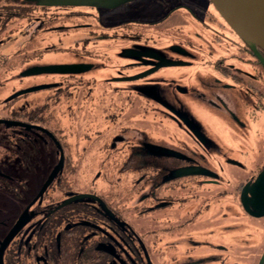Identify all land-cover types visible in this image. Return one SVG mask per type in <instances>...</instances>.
Returning a JSON list of instances; mask_svg holds the SVG:
<instances>
[{
    "label": "flooded vegetation",
    "instance_id": "1",
    "mask_svg": "<svg viewBox=\"0 0 264 264\" xmlns=\"http://www.w3.org/2000/svg\"><path fill=\"white\" fill-rule=\"evenodd\" d=\"M0 61H26L12 78L20 83L13 93L27 96L23 106L33 109L52 93L62 98L59 117L48 118L58 128L12 119L25 130L15 134L14 155L30 154L25 143L36 145L47 164L38 165L42 183L15 214L8 232L18 222L20 228L0 264H194L200 242L198 264H242L243 247L261 245L260 263L264 241L228 244L227 204L215 218L209 212L210 196H232L235 226L243 213L252 227L264 222L256 215L264 212V63L211 0H0ZM196 62L213 68L203 73ZM61 64L69 68L55 66ZM39 93L46 95L34 100ZM194 102L213 114V124L194 113ZM145 121L186 138L153 139ZM87 149L95 160L82 182ZM51 156L58 157L52 164ZM114 156L127 158L118 165ZM196 166L203 172L189 171ZM32 168L13 167L16 174ZM131 171L137 179L123 182ZM100 173L105 193L96 188ZM114 173L117 182L109 178ZM196 187L206 193L202 218ZM204 226L208 234L195 244Z\"/></svg>",
    "mask_w": 264,
    "mask_h": 264
},
{
    "label": "rangeland",
    "instance_id": "2",
    "mask_svg": "<svg viewBox=\"0 0 264 264\" xmlns=\"http://www.w3.org/2000/svg\"><path fill=\"white\" fill-rule=\"evenodd\" d=\"M55 36V35H54ZM61 47V46H59ZM198 53H200V51L198 50ZM210 55L206 56V61L211 60ZM26 63V61H0V115L3 114L5 112L4 109H2L3 107V101L5 100L6 97H8L10 94H13V90L16 89L20 83L17 82V80H12L13 78V74L16 73V71L24 64ZM25 65V64H24ZM196 68H200V71H202L203 73H205V71H209L210 69L213 68V66H206L203 67L201 62H196L195 63ZM243 67H248L246 64H242ZM23 67V66H22ZM185 70V69H184ZM186 72V71H185ZM8 76V77H7ZM185 81H187L186 78H184ZM44 93H39V94H35L32 95L33 99L36 100H41L44 97ZM32 96H29V99H32ZM27 97V96H25ZM25 97H23L21 100L18 101V103L20 104L21 102H24L27 99H24ZM4 99V100H3ZM206 106L200 104V103H193L191 108H193L192 110L194 111V113H196L197 116H199V118L202 120V122L204 124H213L214 120H213V114L207 110L205 108ZM166 124H169V126L173 125V123H171V121H167L165 122ZM131 124H135V125H139L137 124L136 121H132ZM143 125L146 124V131L147 133L153 138V139H159V138H163V139H172L174 142L177 141H183L186 137H184L183 133H181L179 130L176 132L174 129L171 130H164V128H160L156 125L154 126H149V121H145V123H142ZM106 125L105 122H102L99 124V126L101 128H104ZM24 129L20 128L19 126H16L14 124L11 123H6L4 125H0V172H4L3 175L8 179L5 180L4 178H2L0 176V238L5 236L6 233L8 232L9 228L11 227V224L14 221V217L15 214H17L18 210H20L24 204H25V200H23L24 198L31 197V194L35 191H37L38 187L41 185L42 182H39L38 178L39 175L40 176H44L45 172L42 171H38L34 174H30L28 177V180L26 182V184L22 183V180L20 178H22V176H18V174L15 173L14 169H12V165H8L9 161H10V157L12 158H16L17 155H14V152L16 149L15 148V143H13L15 140V134L20 132L22 134H24ZM167 131L169 133H167ZM167 133V134H163V133ZM4 137H7L8 140H10L12 143H7V142H3L2 139ZM59 137V136H58ZM44 139H46L48 142V138L44 137ZM12 147L14 149H12ZM93 148V147H92ZM91 148V149H92ZM91 149H87L90 152H86L85 155L82 156L81 158V172H79V177L78 179H80L82 182H84V180H87V177L90 178L91 173L87 172V168H90L91 165L94 164V160H95V155H93V151H91ZM13 153V154H12ZM55 156V155H54ZM56 158L58 157H50V163L52 164L53 162H55ZM71 160H74V156L70 157ZM127 158V156H114L112 159L114 160V164H118L121 165L124 160ZM47 160V158H46ZM45 158L43 157V155L41 156V161L42 164L41 165H45L46 163ZM2 164L4 166H2ZM7 164V165H5ZM7 174H11L14 176L13 178H10L9 175ZM139 176V173L131 171V174H129L128 177H125V175H122L123 178V182H127L129 180H136L137 177ZM113 178L114 181H118L119 177H118V173H114L113 175H109V178ZM77 179V180H78ZM43 181V180H42ZM76 181V180H75ZM96 188L98 189V192H103L105 193L107 190V184L106 182H104V179L102 177V173L99 174V176L96 179ZM16 182H18L16 184ZM84 184V183H83ZM124 185V184H123ZM122 184H120V191L124 192L123 186ZM81 185L77 184V186L74 188L76 189L77 187H79ZM229 188L231 187L230 185L228 186ZM218 189H213L211 190V193L216 192ZM138 191V190H137ZM195 191L198 192V194H196L195 199H197L196 201H194V207L195 208H200V215L202 218L203 212H204V204L207 201L206 199V193H204L203 189L201 187H196ZM56 193L59 194V190H56ZM124 196V194H122ZM121 195V196H122ZM140 195V194H139ZM138 194H135L131 197V201L130 202H135L137 198H139ZM21 199H20V197ZM209 198H211L210 201V216L211 218H215V216L217 214H219L220 212H222L224 210L223 205H226V211L228 212V219H227V231L226 234L228 236V240L229 243L231 244L230 241H233L234 238H237L238 240L241 239L243 243H248L247 245H249L251 242L257 244H261V242H263V238H264V222H262V229L260 228H256V227H252L250 226V221L249 218H247L245 216V214H241L242 215V220L241 222L237 223V225L235 226L234 222H235V218L232 217V215L236 214L239 212V207L236 204V201L232 199V196H227L225 199L223 200H219V198L216 195H212ZM26 199V200H27ZM134 204V203H131ZM263 220V219H260ZM155 221L152 219L151 221H148L149 226L150 223H154ZM207 226L204 227H199L198 230H200L198 233L195 234V244L197 243L196 240H204L203 234H208L207 231ZM236 237H235V235ZM172 239H179L180 237H176L175 234L170 236ZM216 241L219 242L218 237H213ZM177 241V240H176ZM201 243V242H200ZM200 243L196 244V245H201ZM264 243V242H263ZM183 246L186 245V243L184 242L182 244ZM198 246L195 247V263L194 264H198L197 260L198 259H203V255H197V254H202L199 253V251H202L198 248ZM200 247V246H199ZM178 248V246H176V249ZM184 251V248H179L178 252L179 255H181ZM262 255V247L261 245H259L258 247H243V251H242V264H257L258 261L260 260V257ZM197 256H201L200 258H197ZM204 264V263H202Z\"/></svg>",
    "mask_w": 264,
    "mask_h": 264
},
{
    "label": "water",
    "instance_id": "3",
    "mask_svg": "<svg viewBox=\"0 0 264 264\" xmlns=\"http://www.w3.org/2000/svg\"><path fill=\"white\" fill-rule=\"evenodd\" d=\"M127 0H39L40 3H65V4H99L113 6L123 3ZM218 12L223 16L227 23L247 42L254 52L258 55L259 59L264 63V56L260 49L264 50V0H211ZM60 69H68L69 65L61 64L55 65ZM72 66H77L72 64ZM22 91L15 93L16 95ZM2 122L12 123L11 120H1ZM26 124V123H25ZM28 126V124H27ZM193 169V170H192ZM189 171L194 173L203 172L199 166L192 168ZM47 183L42 186L39 195L46 188ZM264 212H259L256 215H262ZM20 228L18 222L3 238L0 246V255L7 242L14 236L16 231ZM264 256L259 264H263Z\"/></svg>",
    "mask_w": 264,
    "mask_h": 264
},
{
    "label": "trees",
    "instance_id": "4",
    "mask_svg": "<svg viewBox=\"0 0 264 264\" xmlns=\"http://www.w3.org/2000/svg\"><path fill=\"white\" fill-rule=\"evenodd\" d=\"M4 62H6V61H4ZM23 97H25V94L24 95L23 94L16 95L15 93H13V94H10L8 97H6L5 100L3 99L4 101L2 102L3 103L2 109H4L5 112L0 115V122L2 123L1 125H4L6 123V122H2L1 120L13 121L12 119L24 117V119L27 120L28 122L38 121L45 126H51V127H56V128H58L60 126L59 122L48 121V118L50 116L51 117H59V112L61 109V103L60 102L62 100L61 94H57V93L56 94H53V93L50 94L48 99L45 98V103H39L33 109L28 108L27 106H25V105L23 106L22 104L18 103V101L21 100ZM2 141L7 142V143H12L10 140L7 139V137H4L2 139ZM20 142L23 145L25 140L24 141L20 140ZM25 145H27L26 151H30V154L29 155L17 154V157L21 156V158H22L19 160L17 158L11 159V157H10V161L8 164V165L13 164L11 166L12 169L15 165H17L18 168L21 165H24V167H29V168L31 166L34 167L30 170H26V171L23 170L19 173V175L22 176V178H20L22 181H27L29 178L28 176L30 174L32 175V174L36 173L38 171V165L42 164V161H41L42 155L40 154L41 153L40 147H37L36 145L30 146L26 143H25ZM12 149H14V148L12 147ZM5 165H7V164H5ZM2 166H4V165L2 164ZM38 179H40V177Z\"/></svg>",
    "mask_w": 264,
    "mask_h": 264
}]
</instances>
